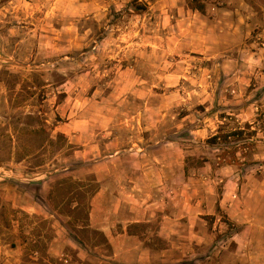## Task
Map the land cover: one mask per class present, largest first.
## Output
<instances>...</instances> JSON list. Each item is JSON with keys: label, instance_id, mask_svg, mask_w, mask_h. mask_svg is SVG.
<instances>
[{"label": "rangeland", "instance_id": "374dc122", "mask_svg": "<svg viewBox=\"0 0 264 264\" xmlns=\"http://www.w3.org/2000/svg\"><path fill=\"white\" fill-rule=\"evenodd\" d=\"M0 264H264V0H0Z\"/></svg>", "mask_w": 264, "mask_h": 264}, {"label": "trees", "instance_id": "16d2710c", "mask_svg": "<svg viewBox=\"0 0 264 264\" xmlns=\"http://www.w3.org/2000/svg\"><path fill=\"white\" fill-rule=\"evenodd\" d=\"M198 10H203V5L195 7ZM252 125L246 123L245 127H239L232 131L220 130L218 133L208 138L207 142L212 147H216L221 150L218 155V165L225 164H241L243 161L239 156V153L243 157H248L253 147L252 137L256 134V130H252ZM204 159L202 162H206ZM201 161H196L193 157H188L186 160L185 173L189 174V170L192 166L199 167Z\"/></svg>", "mask_w": 264, "mask_h": 264}, {"label": "crops", "instance_id": "0c3cea01", "mask_svg": "<svg viewBox=\"0 0 264 264\" xmlns=\"http://www.w3.org/2000/svg\"><path fill=\"white\" fill-rule=\"evenodd\" d=\"M194 11V10H193ZM188 212L191 214V217L192 218H198L199 220L203 221L201 223V225H206V221L204 220L203 216L204 214H209L210 211H205L203 210L202 211H199V209H188ZM175 214V210H173V212H167L166 213V216H165V225H172V224H175L177 222V217L176 216H173ZM147 220V219H145ZM142 220H138L136 222H141ZM135 221H130V223H133ZM205 222V223H204ZM128 224L125 225L123 228L125 229L124 232H121L119 235L115 236L112 232V229L111 228H102L105 232V235L106 237L108 238L109 240V243L112 245L113 247V250L115 253L117 254H121L122 252H125L129 246L123 244L125 243L124 240L129 239V240H133L135 237H137L135 234L133 233H129L127 231V227H128ZM165 227H168V226H165ZM203 239V237H201ZM129 242V241H128ZM149 251L150 250H147V249H140L138 252H140L139 254H141L143 256V258L145 259L147 254H149ZM123 256H125V254H122Z\"/></svg>", "mask_w": 264, "mask_h": 264}]
</instances>
